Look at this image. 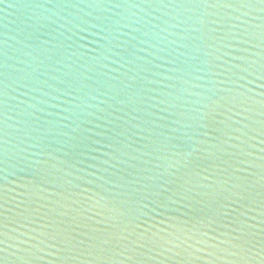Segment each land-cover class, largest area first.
Here are the masks:
<instances>
[{
    "label": "water",
    "instance_id": "water-1",
    "mask_svg": "<svg viewBox=\"0 0 264 264\" xmlns=\"http://www.w3.org/2000/svg\"><path fill=\"white\" fill-rule=\"evenodd\" d=\"M0 264H264L260 0H0Z\"/></svg>",
    "mask_w": 264,
    "mask_h": 264
},
{
    "label": "snow or ice",
    "instance_id": "snow-or-ice-1",
    "mask_svg": "<svg viewBox=\"0 0 264 264\" xmlns=\"http://www.w3.org/2000/svg\"><path fill=\"white\" fill-rule=\"evenodd\" d=\"M246 6H251V5H246ZM260 6H261V11H264V0H260ZM175 147H176L177 149H181V148H183L184 146H183L182 144L177 143V144L175 145ZM25 243H27V241H25Z\"/></svg>",
    "mask_w": 264,
    "mask_h": 264
}]
</instances>
